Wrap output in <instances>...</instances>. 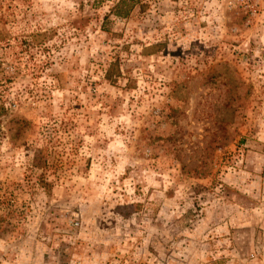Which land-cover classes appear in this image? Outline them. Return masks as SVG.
<instances>
[{"label":"rangeland","instance_id":"rangeland-1","mask_svg":"<svg viewBox=\"0 0 264 264\" xmlns=\"http://www.w3.org/2000/svg\"><path fill=\"white\" fill-rule=\"evenodd\" d=\"M120 1L0 0V264H264V0Z\"/></svg>","mask_w":264,"mask_h":264},{"label":"trees","instance_id":"trees-1","mask_svg":"<svg viewBox=\"0 0 264 264\" xmlns=\"http://www.w3.org/2000/svg\"><path fill=\"white\" fill-rule=\"evenodd\" d=\"M126 0H121L120 2H118L114 7L112 12H114V15L118 16V17H126L128 12L130 11V9L132 8V5H126L125 4ZM125 10V11H123Z\"/></svg>","mask_w":264,"mask_h":264}]
</instances>
